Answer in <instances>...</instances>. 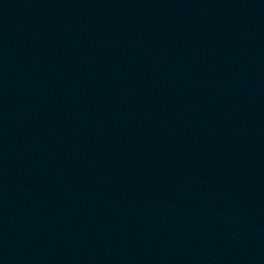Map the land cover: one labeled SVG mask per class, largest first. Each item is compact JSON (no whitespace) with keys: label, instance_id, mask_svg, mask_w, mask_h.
<instances>
[{"label":"water","instance_id":"obj_1","mask_svg":"<svg viewBox=\"0 0 264 264\" xmlns=\"http://www.w3.org/2000/svg\"><path fill=\"white\" fill-rule=\"evenodd\" d=\"M0 264H264V0H0Z\"/></svg>","mask_w":264,"mask_h":264}]
</instances>
